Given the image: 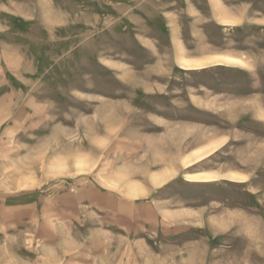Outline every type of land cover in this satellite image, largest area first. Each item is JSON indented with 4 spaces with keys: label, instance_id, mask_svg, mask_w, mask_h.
<instances>
[{
    "label": "rangeland",
    "instance_id": "obj_1",
    "mask_svg": "<svg viewBox=\"0 0 264 264\" xmlns=\"http://www.w3.org/2000/svg\"><path fill=\"white\" fill-rule=\"evenodd\" d=\"M2 95L0 264H264V0H0Z\"/></svg>",
    "mask_w": 264,
    "mask_h": 264
},
{
    "label": "crops",
    "instance_id": "obj_2",
    "mask_svg": "<svg viewBox=\"0 0 264 264\" xmlns=\"http://www.w3.org/2000/svg\"><path fill=\"white\" fill-rule=\"evenodd\" d=\"M10 97L7 95L0 96V110L3 109L6 104H9ZM12 115V112H9ZM30 115L27 114L26 111H21L19 113L18 119H26ZM5 126L9 129H13L12 127V117L6 118ZM102 193L97 191L94 187H87V189L80 190L78 194H67V193H60L58 194V199L54 203L53 207L56 208L54 212H52V221L50 220V223L55 225V227H59L62 231V238H60V241L57 243H65L67 245H73V243H77L78 240H76L75 236L72 234L73 225H75V222H79L81 220V216L79 214V211H86V208L88 211H90V215L93 216V218H99L98 217V211L106 209L108 213H106L104 220L107 223L116 224L119 223V205L114 203V207L110 204H105V207L101 206V197ZM106 195V194H105ZM73 197L70 199V197ZM107 196V195H106ZM106 196H104L102 199H104ZM69 197V198H68ZM61 202L59 203L58 201ZM17 209L19 213H26L25 218H30L29 212H33L35 210H38V205L33 203H25L22 205H17ZM8 214V209L5 208L2 204H0V221L6 217ZM101 222H105L102 218H100ZM41 221H38L36 223L37 229L41 226ZM58 248V245H56L55 250ZM72 250V247H71Z\"/></svg>",
    "mask_w": 264,
    "mask_h": 264
},
{
    "label": "bare ground",
    "instance_id": "obj_3",
    "mask_svg": "<svg viewBox=\"0 0 264 264\" xmlns=\"http://www.w3.org/2000/svg\"><path fill=\"white\" fill-rule=\"evenodd\" d=\"M225 60H231L232 57H228V56H222ZM215 58L219 59V56H216ZM211 172H208V171H202L200 173H192V174H189L191 177H194V178H202V177H205L204 179H211L212 176H210ZM216 176V175H215ZM200 180V179H199Z\"/></svg>",
    "mask_w": 264,
    "mask_h": 264
}]
</instances>
